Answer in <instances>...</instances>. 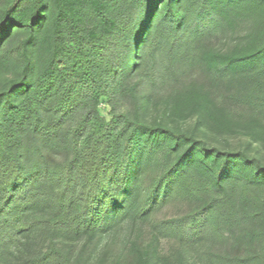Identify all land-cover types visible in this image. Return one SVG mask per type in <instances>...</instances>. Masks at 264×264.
Returning <instances> with one entry per match:
<instances>
[{
  "label": "trees",
  "instance_id": "trees-1",
  "mask_svg": "<svg viewBox=\"0 0 264 264\" xmlns=\"http://www.w3.org/2000/svg\"><path fill=\"white\" fill-rule=\"evenodd\" d=\"M203 24L221 48L184 44ZM228 101L264 114V0H0V264H90L175 198L190 209L131 230L110 264H187L215 225L263 242L264 121Z\"/></svg>",
  "mask_w": 264,
  "mask_h": 264
},
{
  "label": "rangeland",
  "instance_id": "rangeland-1",
  "mask_svg": "<svg viewBox=\"0 0 264 264\" xmlns=\"http://www.w3.org/2000/svg\"><path fill=\"white\" fill-rule=\"evenodd\" d=\"M166 33V31H165ZM164 33V34H165ZM207 36V43L212 44L215 43L217 48H221L224 43L219 34V28L215 26V24H203L197 28L191 30L184 38V44L192 39L195 36L201 35ZM161 35L158 38L159 45L156 47L155 54L153 58H150L148 61V65L151 68V74L156 79L157 86L163 85V76L161 73L168 68L166 59L161 55V49L164 46V43L161 45L162 41L166 35ZM202 37V36H201ZM225 44V43H224ZM189 80L194 79L200 83H206L208 87H210L208 80L205 76L198 71L197 69H192L188 74ZM220 88H222L220 86ZM231 91H234L235 88H230ZM219 90V89H218ZM216 90V93H218ZM215 92V90H213ZM228 107L232 109V114L236 118H249L255 117L264 121V114L260 112V110H256L253 107L248 105L240 106L239 105H230L229 101L225 102ZM103 114L105 111L103 110ZM238 140L232 139L233 143H236ZM264 156V150L262 151ZM146 185L150 183L149 180L144 182ZM197 202V201H196ZM198 203V202H197ZM191 205L184 198H175L173 200H168L162 207L157 210L152 217L148 220L147 224L145 222L138 223L137 228L133 227L130 221H125L120 226L116 228V235L113 238L115 239H105L103 243L100 245V249L103 245H105L101 250L105 253L103 256L99 254L98 257L94 258L90 264H110L116 256L122 251L123 254H126L128 248L129 240L132 239L131 230L134 228L139 230L140 234L144 236L150 227H156L158 222L165 218H170L176 216L178 214H183L190 209ZM151 223V226H149ZM220 231L221 234L225 233L224 237L217 238L213 235V232ZM214 229L211 228L209 231V235L204 239V241H200L194 247L190 248V252L186 253L185 260L187 264H264V241L261 243H256L253 246H245L240 245L236 246V235L229 236L227 231L219 225H215ZM163 232H159V238L161 239L157 248L158 251L165 256H168L172 252H178V247L176 243V237L173 235V232L162 230ZM220 257V258H219ZM250 259V260H248Z\"/></svg>",
  "mask_w": 264,
  "mask_h": 264
}]
</instances>
